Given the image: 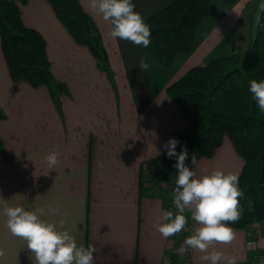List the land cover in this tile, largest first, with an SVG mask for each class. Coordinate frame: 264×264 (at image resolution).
Listing matches in <instances>:
<instances>
[{
    "label": "crops",
    "instance_id": "0c3cea01",
    "mask_svg": "<svg viewBox=\"0 0 264 264\" xmlns=\"http://www.w3.org/2000/svg\"><path fill=\"white\" fill-rule=\"evenodd\" d=\"M98 26L108 52L113 78L102 69L89 47L80 45L58 18L48 0L21 4L28 27L47 41L55 78L68 93L62 111L45 86L14 82L2 49L0 34V264H35L26 241L7 228L5 206L43 209V218L69 231L78 244L94 245V264H171L174 236L165 239L154 227L169 207L158 194L144 195L149 186L150 161L164 145L190 124L168 87L196 66H204L236 47L250 45L253 15L259 0H213L212 13L201 23L190 53H179L163 70L154 45L147 48L109 36L112 25L80 0ZM145 22L171 0H132ZM222 58V57H221ZM142 65H147L142 68ZM60 153L49 170L46 156ZM244 158L229 137L213 157L194 166L243 172ZM168 185V186H167ZM170 190L171 184H164ZM185 238L198 226L191 219ZM259 230V253H264V221ZM231 244L215 245L236 264H251L247 229H236ZM180 264H210L201 253H179ZM223 264V262H221Z\"/></svg>",
    "mask_w": 264,
    "mask_h": 264
},
{
    "label": "trees",
    "instance_id": "16d2710c",
    "mask_svg": "<svg viewBox=\"0 0 264 264\" xmlns=\"http://www.w3.org/2000/svg\"><path fill=\"white\" fill-rule=\"evenodd\" d=\"M29 0H0V34L2 49L14 82H27L33 87L48 88L58 110L62 111L61 96L68 93L67 86L59 82L51 67L47 41L36 29L28 27L22 17L21 4ZM58 18L74 39L90 48L100 69L110 78L113 71L102 34L92 16L85 11L80 0H48ZM236 0H228L234 4ZM213 0H171V4L148 18L151 43L160 65L167 70L176 55L192 51L201 23L212 13ZM142 46V45H141ZM252 79H264V16L259 38L252 53L236 47L230 55L215 59L204 66H196L168 87V94L187 118L190 127L178 131L173 138L179 141L177 153L186 146L191 165L204 157H213L229 137L245 166L239 175L242 216L231 224L236 229H248L264 221V115L249 91ZM0 109V118H5ZM2 142L0 139V147ZM176 157L167 151L152 159L147 176L149 186H142L144 195L158 194L175 212L173 189L177 175ZM164 184H171L170 190ZM186 234L184 230L174 236L170 251L171 264H180L176 252Z\"/></svg>",
    "mask_w": 264,
    "mask_h": 264
},
{
    "label": "clouds",
    "instance_id": "9594fccd",
    "mask_svg": "<svg viewBox=\"0 0 264 264\" xmlns=\"http://www.w3.org/2000/svg\"><path fill=\"white\" fill-rule=\"evenodd\" d=\"M89 7L110 21L112 28L109 36L113 39L130 41L137 46L147 48L150 43L151 29L143 15L135 10L132 0H90ZM146 68L147 65H142ZM249 91L255 100L259 114L264 115V79H252ZM179 143L170 139L164 148L169 158L176 157L177 175L173 189L174 211H166L154 225L157 231L167 239L181 233L191 219L198 225L188 235L177 253L188 249L201 253L200 259L210 264H236L234 256L226 255L215 245L231 244L236 239V231L231 224L242 216L241 190L238 171H225L215 168L205 169L201 174L189 167L188 150L182 146L177 153ZM49 170L59 163L60 153L51 151L46 156ZM191 165H196L192 155ZM7 228L11 234L26 241L27 249L35 256V264H94L95 246L85 247L78 244L69 231L43 218V209L26 210L23 206H5ZM5 250L0 248V257Z\"/></svg>",
    "mask_w": 264,
    "mask_h": 264
},
{
    "label": "water",
    "instance_id": "95a60500",
    "mask_svg": "<svg viewBox=\"0 0 264 264\" xmlns=\"http://www.w3.org/2000/svg\"><path fill=\"white\" fill-rule=\"evenodd\" d=\"M263 16H264V0H259V3L253 15L252 26H251V40H250L248 53H252L255 49L256 43L259 38L260 26L263 22Z\"/></svg>",
    "mask_w": 264,
    "mask_h": 264
},
{
    "label": "built area",
    "instance_id": "2783aa9c",
    "mask_svg": "<svg viewBox=\"0 0 264 264\" xmlns=\"http://www.w3.org/2000/svg\"><path fill=\"white\" fill-rule=\"evenodd\" d=\"M259 230L247 229V242L246 246L248 253L254 254V261L251 264H264V253H259V247L257 242V234Z\"/></svg>",
    "mask_w": 264,
    "mask_h": 264
},
{
    "label": "rangeland",
    "instance_id": "374dc122",
    "mask_svg": "<svg viewBox=\"0 0 264 264\" xmlns=\"http://www.w3.org/2000/svg\"><path fill=\"white\" fill-rule=\"evenodd\" d=\"M249 49V47L248 48H246V49H243V51L245 52V51H247ZM233 52V51H232ZM232 52H228V54H221V55H218L217 57H219V58H221V57H225V56H227V55H230ZM218 59V58H217ZM213 61V60H212ZM150 168V167H149ZM168 186V185H167Z\"/></svg>",
    "mask_w": 264,
    "mask_h": 264
}]
</instances>
